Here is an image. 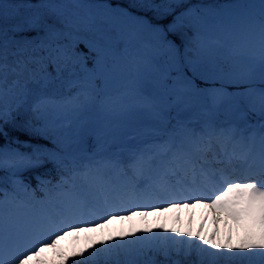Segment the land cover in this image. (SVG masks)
<instances>
[{
    "label": "snow or ice",
    "instance_id": "snow-or-ice-1",
    "mask_svg": "<svg viewBox=\"0 0 264 264\" xmlns=\"http://www.w3.org/2000/svg\"><path fill=\"white\" fill-rule=\"evenodd\" d=\"M0 139V264H264V0H0Z\"/></svg>",
    "mask_w": 264,
    "mask_h": 264
},
{
    "label": "bare ground",
    "instance_id": "bare-ground-1",
    "mask_svg": "<svg viewBox=\"0 0 264 264\" xmlns=\"http://www.w3.org/2000/svg\"><path fill=\"white\" fill-rule=\"evenodd\" d=\"M196 211H198L199 214L197 215V218H194V216H193V222H192V228L193 229L197 228L199 226V224L201 223V220H202L201 211H204V210L198 207V208H196ZM180 215H181V223L176 224L175 226L176 227L187 228V226H188L187 217H188L189 213L187 212V210H182ZM150 218H155V217H149L148 218L149 222H150ZM160 222L161 223H166L168 227H172L174 225V220H173V216H172L171 210H169L167 220L165 221V219L163 217H161L160 218ZM150 225L154 226V223H152ZM128 226L129 225L126 222L124 224V227H128ZM211 228H212V224H211V221H209V223L206 225V229L208 231H211ZM223 231H224V226H223V224H221V232L223 233Z\"/></svg>",
    "mask_w": 264,
    "mask_h": 264
},
{
    "label": "trees",
    "instance_id": "trees-1",
    "mask_svg": "<svg viewBox=\"0 0 264 264\" xmlns=\"http://www.w3.org/2000/svg\"><path fill=\"white\" fill-rule=\"evenodd\" d=\"M222 1H229V0H219V2H222ZM51 91L53 92V94H62V92L66 91V90H63L61 89L58 85H53L52 88H51ZM19 135L20 138L22 140H29V137L24 135L23 133H17V132H11L10 131V136H17ZM32 143H35V141H31ZM4 143L3 139H0V144ZM41 143H46L44 141H41ZM50 143H46V145H49ZM50 165L49 166H46L45 169H39V170H36L38 172H41V173H44L47 169H50ZM34 175H35V172H27L24 174L25 178H26V182H30L33 186H35L36 184V180L34 179Z\"/></svg>",
    "mask_w": 264,
    "mask_h": 264
},
{
    "label": "rangeland",
    "instance_id": "rangeland-1",
    "mask_svg": "<svg viewBox=\"0 0 264 264\" xmlns=\"http://www.w3.org/2000/svg\"><path fill=\"white\" fill-rule=\"evenodd\" d=\"M13 2H15V0H7V3H9V4H11V3H13ZM31 2L35 3V2H37V0H31ZM232 2H234V1H228V2H224V3H232ZM124 84H126V81H125V80H123V79H121V80H117L116 82H114L113 87H114V88H121V87L124 86ZM56 86H57V85H56ZM46 146H47V147H51V144L46 145ZM20 150H21V151H27V150H29V149L25 147V148H21ZM203 212H204V211H201V214H202ZM193 213H194V218H197V215L199 214V212L196 211V209H194ZM154 220H155V218H150V222H149V224L154 223V222H153ZM114 227L119 228V227H120V224L117 223L116 225H114ZM153 227H155V224H154ZM81 235H83V234H81ZM82 242H83V241H81V243H82ZM62 243H63V245H64L65 247H68V246L72 243L71 238H69L68 240H66V241H64V242H62Z\"/></svg>",
    "mask_w": 264,
    "mask_h": 264
}]
</instances>
